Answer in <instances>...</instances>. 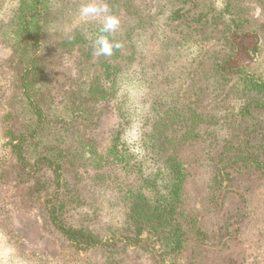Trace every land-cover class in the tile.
<instances>
[{"label": "rangeland", "instance_id": "374dc122", "mask_svg": "<svg viewBox=\"0 0 264 264\" xmlns=\"http://www.w3.org/2000/svg\"><path fill=\"white\" fill-rule=\"evenodd\" d=\"M85 2L0 0V264H109L101 249L79 250L52 225L44 199L54 190L53 171L41 158L37 173L31 165L21 166L11 152L7 129L35 128L24 142L29 163L43 148L51 150L49 156L58 148L68 154L73 147L87 150V141L105 154L121 134L134 159L150 165L144 138L157 106L194 98L202 53H233V70L264 78V0H102L120 19L117 30L108 34L121 44L111 56L95 54L102 18L82 19L79 10ZM23 15L38 35L32 46L20 41ZM206 21L209 25L203 27ZM226 31L235 33V44H227ZM33 59L37 72L30 92L36 93L45 113L41 122L18 87L21 70ZM105 62L116 69L113 83L104 72ZM98 84L111 92L108 100L95 101ZM202 85L198 103L205 122L199 128L209 137L186 146L183 154L196 164L188 183L187 209L195 210L210 237L201 242L191 235L177 258L200 264H264V172L248 169L228 181L229 194L216 201L219 207L211 201L209 189L215 172L210 134L222 139L230 127L239 128L242 99L235 92L219 93L212 83ZM250 121L257 139L264 138V113ZM75 167L67 174L72 183L85 188L83 192L90 187L82 200L83 208L92 212L93 227L105 229L126 215L118 185L133 182V175L120 165H109L105 181L110 185L100 194L96 191L102 189L96 178L100 170ZM199 208L203 213L198 215ZM226 221L229 227L222 229ZM115 255L119 264H155L152 256L131 247Z\"/></svg>", "mask_w": 264, "mask_h": 264}, {"label": "trees", "instance_id": "16d2710c", "mask_svg": "<svg viewBox=\"0 0 264 264\" xmlns=\"http://www.w3.org/2000/svg\"><path fill=\"white\" fill-rule=\"evenodd\" d=\"M173 17L179 19L180 16L174 12ZM216 21L215 17L213 23ZM203 24L205 27L209 22ZM19 29L21 42L25 40L26 44L31 46L37 43L36 30L32 29L30 20L25 15L21 19ZM234 34L226 31L225 39L228 45L236 43ZM20 56L16 59L20 60ZM233 57V53L220 54L214 50L202 53L198 62L201 72L198 70L194 81V98L183 104L179 100L171 99L157 106V116L144 138V148L150 165L146 164L144 159H134L135 154L122 140L121 134L114 137L105 154L101 153L95 144L87 141V150L84 148V151H80L73 147L67 150L70 152L68 154L61 148H58L60 151L52 148L54 153L49 156L50 149L43 148L38 158L29 163L24 142L26 135L35 128L29 130L30 132L18 131L16 127L7 129L11 152L21 166L31 165V171L37 173L42 169V166H38L41 158L45 159L47 166L52 169L54 190L44 199L46 211L52 225L77 249H101L109 264H119L120 260L115 254L127 247L143 250L152 256L155 264H200L196 260L182 262L177 257L188 247L191 235L201 242L210 237L199 223L200 217L192 212L195 210L187 209L188 183L195 176L196 164L193 165L183 154L186 146H194L209 137L208 133L203 134L199 128L205 122L198 103L199 96L205 89L202 82L212 83L219 93L227 96L232 92L238 93L242 99L236 120L239 128L230 127L228 136L222 139L214 132L210 134L213 135L211 159L215 169L213 182L209 186L211 201L216 202L227 197L228 181L237 180L240 172L248 169L264 172V138L257 139L256 128L250 127L253 123L250 119L255 118L256 114L264 113V78L244 73L241 68L233 70L230 64ZM36 63L37 60L33 59L30 66L21 70L18 87L41 122L45 113L35 98L36 93L30 92L36 79ZM103 67L106 75L110 77L109 81L115 82L116 69L109 62H105ZM96 88L99 96L95 97V101L108 100L112 95L102 84H98ZM235 129L238 131L233 133ZM203 153L207 154L208 151ZM114 164L122 166L133 175V182H127L126 186H122L123 183L118 185L122 191L121 200L127 208L126 215L112 220L105 229H100L90 224L92 212L83 208L82 199L86 197L84 193L90 191V187L83 192L82 189L85 188L72 183L67 173L71 171L69 168L75 166L100 170L96 178L101 179L102 189L96 191L101 194L104 188L110 185L105 181L108 166ZM202 213L203 210L199 208L198 215ZM228 227L227 221L221 224L222 229ZM112 256L115 259H112Z\"/></svg>", "mask_w": 264, "mask_h": 264}, {"label": "clouds", "instance_id": "9594fccd", "mask_svg": "<svg viewBox=\"0 0 264 264\" xmlns=\"http://www.w3.org/2000/svg\"><path fill=\"white\" fill-rule=\"evenodd\" d=\"M79 15L82 19L102 18V26L100 28L102 34L94 41L96 55L111 56L114 49L121 47L119 41L110 39L108 35L117 30L120 25V19L115 14L109 12L106 3H103L102 0H87V2L81 5Z\"/></svg>", "mask_w": 264, "mask_h": 264}]
</instances>
